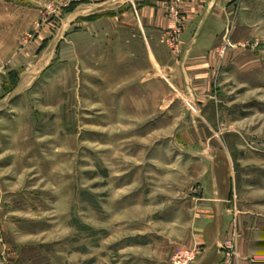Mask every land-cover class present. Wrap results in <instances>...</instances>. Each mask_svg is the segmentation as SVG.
Segmentation results:
<instances>
[{
	"label": "rangeland",
	"instance_id": "obj_1",
	"mask_svg": "<svg viewBox=\"0 0 264 264\" xmlns=\"http://www.w3.org/2000/svg\"><path fill=\"white\" fill-rule=\"evenodd\" d=\"M81 4L0 0V71L22 63L0 95V264H89L103 242L113 261L115 243L164 218L153 213L181 211L210 140L264 196V0L238 2L212 99L197 105L144 57H115L114 25L70 28ZM57 35V59L36 74Z\"/></svg>",
	"mask_w": 264,
	"mask_h": 264
},
{
	"label": "crops",
	"instance_id": "obj_2",
	"mask_svg": "<svg viewBox=\"0 0 264 264\" xmlns=\"http://www.w3.org/2000/svg\"><path fill=\"white\" fill-rule=\"evenodd\" d=\"M80 1L82 4L68 13L70 28L79 24L91 33L94 27L114 25L115 57H144L151 67L147 75H169L171 88L186 104L212 99L209 92L220 72L218 48L228 37L229 25L235 23L240 0H186L178 56L172 55L167 43L176 25L167 15L172 0ZM58 35L46 41L39 62L33 64L36 74L47 72L57 59L61 48ZM21 67L22 63L13 64L8 71H0V95L13 83L10 73ZM145 77L142 83L151 80ZM27 84L24 82L22 88ZM169 100L171 104L174 99ZM210 143L202 147V161L196 163L202 172L196 179L195 193L182 201L181 211L153 213L163 214L164 218L148 220L146 227L131 233V241L115 243L113 261L108 260L111 253L107 243H100L95 261L89 264H171L176 251L196 248L199 254L195 264H223L228 241L236 247L233 264H264L260 225L256 228L258 222L264 224V196L261 191L258 196L252 187L244 188L228 147ZM247 188L250 191L245 193ZM185 209L188 213H181ZM143 237L146 241L138 242Z\"/></svg>",
	"mask_w": 264,
	"mask_h": 264
},
{
	"label": "built area",
	"instance_id": "obj_3",
	"mask_svg": "<svg viewBox=\"0 0 264 264\" xmlns=\"http://www.w3.org/2000/svg\"><path fill=\"white\" fill-rule=\"evenodd\" d=\"M186 0H172L167 6V15L175 22V28L168 36V47L173 56H178L180 52V38L185 24L182 7ZM226 256L223 264H233V258L236 256V247L234 242L226 243ZM199 250L181 249L175 252L171 264H195Z\"/></svg>",
	"mask_w": 264,
	"mask_h": 264
},
{
	"label": "trees",
	"instance_id": "obj_4",
	"mask_svg": "<svg viewBox=\"0 0 264 264\" xmlns=\"http://www.w3.org/2000/svg\"><path fill=\"white\" fill-rule=\"evenodd\" d=\"M72 11H73V9L70 12H72Z\"/></svg>",
	"mask_w": 264,
	"mask_h": 264
}]
</instances>
